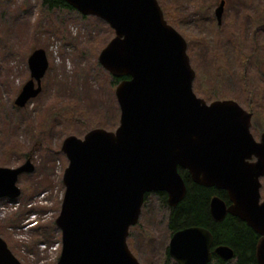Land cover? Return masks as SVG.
Returning <instances> with one entry per match:
<instances>
[{
  "label": "water",
  "instance_id": "1",
  "mask_svg": "<svg viewBox=\"0 0 264 264\" xmlns=\"http://www.w3.org/2000/svg\"><path fill=\"white\" fill-rule=\"evenodd\" d=\"M83 16L97 17L115 32L99 63L118 84L120 122L115 131L95 129L83 140L68 137L62 146L69 166L56 224L62 233L57 264H141L128 245L146 196L165 193L170 207L186 196L179 169L193 182L227 193L230 205L211 200L215 221L238 218L260 240L257 264H264V134L252 135V114L232 100L207 104L193 91L195 71L187 41L164 18L157 0H64ZM225 1L216 17L221 24ZM31 80L15 104L24 108L42 91L47 54L28 60ZM27 160L18 168L0 167V199L16 200L18 180L32 174ZM213 236L190 227L172 235L168 254L177 264H210ZM215 254L229 262L227 246ZM0 264H22L0 235Z\"/></svg>",
  "mask_w": 264,
  "mask_h": 264
},
{
  "label": "rangeland",
  "instance_id": "2",
  "mask_svg": "<svg viewBox=\"0 0 264 264\" xmlns=\"http://www.w3.org/2000/svg\"><path fill=\"white\" fill-rule=\"evenodd\" d=\"M157 1L167 23L187 41L196 74L194 93L207 104L224 100L240 104L253 114L251 132L260 141L264 0ZM222 1L219 24L216 11ZM114 37L106 22L76 10L49 12L42 0H0V167L18 168L27 160L35 166L32 174L20 176L18 199H0V235L22 264H57L60 259L62 233L56 220L69 166L64 141L70 136L83 140L92 130L115 131L119 126L118 85L98 60ZM39 49L49 61L42 91L19 108L15 102L31 80L29 57ZM262 183L264 200V179ZM169 214L164 200L150 194L128 237L141 264L166 263L172 238Z\"/></svg>",
  "mask_w": 264,
  "mask_h": 264
},
{
  "label": "trees",
  "instance_id": "3",
  "mask_svg": "<svg viewBox=\"0 0 264 264\" xmlns=\"http://www.w3.org/2000/svg\"><path fill=\"white\" fill-rule=\"evenodd\" d=\"M42 5L49 12L54 10H72L64 0H42ZM128 78H114L113 83L118 85ZM186 187L185 198L176 206L170 207L168 197L165 193H157L168 205L170 214L168 218V229L171 236L183 229L200 227L207 229L213 236V260L210 264H228L215 254V249L220 246L230 247L234 251L235 264H257L256 249L260 236L257 235L244 222L236 217L227 215L221 221H215L211 214L210 204L214 197H219L229 206L230 202L225 191L216 188H207L193 182L188 171L179 169ZM150 195V194H149ZM146 196L145 203L147 202ZM165 264H176L171 260L167 252Z\"/></svg>",
  "mask_w": 264,
  "mask_h": 264
}]
</instances>
